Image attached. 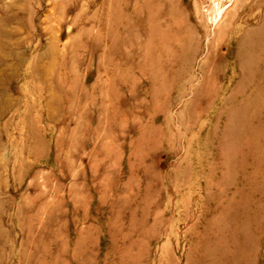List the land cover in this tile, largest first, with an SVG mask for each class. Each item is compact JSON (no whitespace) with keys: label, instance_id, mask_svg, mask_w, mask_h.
<instances>
[{"label":"rangeland","instance_id":"374dc122","mask_svg":"<svg viewBox=\"0 0 264 264\" xmlns=\"http://www.w3.org/2000/svg\"><path fill=\"white\" fill-rule=\"evenodd\" d=\"M221 1L0 0V264H264V0Z\"/></svg>","mask_w":264,"mask_h":264},{"label":"bare ground","instance_id":"6f19581e","mask_svg":"<svg viewBox=\"0 0 264 264\" xmlns=\"http://www.w3.org/2000/svg\"><path fill=\"white\" fill-rule=\"evenodd\" d=\"M219 6H218V8H217V10L218 11H220L221 13L223 12V11H225V10H227V7H226V4H225V2L224 1H221V0H219V4H218ZM221 13H219V15H221ZM216 18H217V15H216ZM241 43V42H240ZM239 43V44H240ZM244 43V42H243ZM240 44V46H243L244 44ZM239 44H238V46H239ZM246 46H247V44H246ZM241 58H242V56H241ZM245 58V56H243V58L241 59L242 61H241V65H242V67H243V69H244V73L246 74V75H248V71H249V54H247L246 55V59H244ZM246 70V71H245ZM247 77V76H246ZM263 84H264V82H263Z\"/></svg>","mask_w":264,"mask_h":264}]
</instances>
